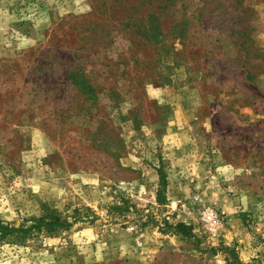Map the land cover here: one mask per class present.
Wrapping results in <instances>:
<instances>
[{
	"label": "rangeland",
	"instance_id": "obj_1",
	"mask_svg": "<svg viewBox=\"0 0 264 264\" xmlns=\"http://www.w3.org/2000/svg\"><path fill=\"white\" fill-rule=\"evenodd\" d=\"M0 218V264H264V0H0Z\"/></svg>",
	"mask_w": 264,
	"mask_h": 264
},
{
	"label": "built area",
	"instance_id": "obj_2",
	"mask_svg": "<svg viewBox=\"0 0 264 264\" xmlns=\"http://www.w3.org/2000/svg\"><path fill=\"white\" fill-rule=\"evenodd\" d=\"M203 220L206 222L207 228L212 237H217L222 226L221 218L218 212L215 211L213 208H208L207 211L204 213Z\"/></svg>",
	"mask_w": 264,
	"mask_h": 264
},
{
	"label": "trees",
	"instance_id": "obj_3",
	"mask_svg": "<svg viewBox=\"0 0 264 264\" xmlns=\"http://www.w3.org/2000/svg\"><path fill=\"white\" fill-rule=\"evenodd\" d=\"M61 219H57L56 217L51 221V222H49L48 224L49 225H54V224H56L57 222H58V224H62L61 222H63V221H61ZM44 222V221H43ZM179 226H182V224H180ZM6 228V225H5V223L3 222V220L0 218V231L2 230V229H5Z\"/></svg>",
	"mask_w": 264,
	"mask_h": 264
}]
</instances>
